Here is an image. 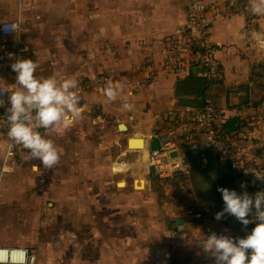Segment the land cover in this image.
Here are the masks:
<instances>
[{
	"label": "crops",
	"instance_id": "crops-1",
	"mask_svg": "<svg viewBox=\"0 0 264 264\" xmlns=\"http://www.w3.org/2000/svg\"><path fill=\"white\" fill-rule=\"evenodd\" d=\"M205 2L209 4L212 0ZM185 12V0H0V23L14 22L20 25L17 39H0V87L8 90L9 97L13 90L11 86L16 82V73L11 69V65L18 57L16 41L20 47L27 49L25 59H31L39 64L34 74L37 78L54 75L57 79L73 77L77 80L78 86L87 87L94 76L109 78L113 75L114 78L120 77L121 80H136L138 83L136 86L121 84L117 87L119 80L110 79L117 91L114 101L121 105L119 108L116 107L117 104H110L111 101L107 99L104 91H88L81 98L83 112L79 120H86L87 116L95 113L91 126L93 124L102 128L111 124L116 139H120L121 134L125 135L126 151L130 154L125 153V150L122 153L118 150L117 155H121L120 158L126 165L130 161L135 163V156L138 158L144 156L148 159L153 141H160L168 133L161 127L162 121H167L171 130L176 132L180 123L191 121L208 99L212 100L220 121L225 120V124H221L232 141H237L239 135L243 136L244 140L252 142L254 138L262 137L264 35L261 36L260 42H255L252 33L264 32L259 30L255 23L242 17L216 24L215 31L220 46L216 49L215 68L223 77L208 87L206 83L208 69L197 66L189 54L184 56L181 75L165 73L164 70L167 58L175 52V33L185 23ZM241 36L244 38L241 39ZM252 45L256 46V50L252 49ZM100 57L104 58L105 64L99 60ZM200 69L203 70V74ZM153 70H158V73L147 80L144 77L145 73ZM194 70L196 75L193 76ZM191 80L203 81L202 89L198 90L199 83L196 85V91L188 88L187 84ZM129 87L128 96L131 98L127 96ZM8 97L1 112L5 113V108L10 107ZM124 101L132 106L131 110L123 108ZM112 111H115L116 115L108 119L111 117L106 116V113L110 114ZM97 119H101V126L95 124ZM257 119L260 120L259 123ZM85 123L86 121L84 125ZM242 124L246 125L247 130L241 129ZM75 125L77 121L68 128L71 130ZM120 125L127 127L126 133L118 131ZM260 126L263 129H259ZM68 128L65 131L69 130ZM82 128L89 130L90 125L87 129L86 126ZM111 128H103L106 130L103 131L106 139V133ZM38 131L45 135L44 129ZM7 132L8 130H0V135L5 138L8 146L10 141ZM135 138L144 142L143 150L130 148ZM196 139L202 145V138L198 133L193 134L188 140L177 138V143L181 147L187 144L188 148L197 141ZM256 144L258 148L264 150L263 144ZM17 149L22 151L20 146ZM117 149L114 147L113 151L116 152ZM21 151L12 162L17 163L20 159H25ZM259 159L264 162V155ZM203 163H206L205 159ZM8 168L5 176L21 171L10 164ZM146 171V177L142 178L146 182L145 191L153 197L149 200L153 207L155 203L163 205L161 209L164 210L162 211L166 218V231L171 237V243L179 240V243H175L177 247L180 246L179 253H183L187 258L190 255L192 260L193 258L195 260L194 264H214V257L203 251L202 242L209 235L217 233L218 224H225L221 220H216L212 213L200 209L195 190L202 189L203 184L199 182L194 187L192 170L187 177L171 180H160L151 171ZM164 182L172 184L171 191L164 187ZM207 200L209 201V198ZM168 207H171L172 211H168ZM178 220L182 221V231L179 230ZM90 236L95 238L92 232ZM88 243L90 248L88 251L93 255L87 259V264L105 262L108 264L114 260L116 264H125L124 258L114 256L117 253L112 251L108 243H104L102 247L95 245L92 240ZM125 244L128 249L131 248L128 243ZM134 247L136 246L133 245L130 249L134 250L133 254L137 253L134 254L133 264H141L146 259L144 255L141 256L143 246ZM160 252V249H157L156 253ZM192 252L196 254L193 256ZM163 264L172 262L168 260Z\"/></svg>",
	"mask_w": 264,
	"mask_h": 264
},
{
	"label": "rangeland",
	"instance_id": "rangeland-1",
	"mask_svg": "<svg viewBox=\"0 0 264 264\" xmlns=\"http://www.w3.org/2000/svg\"><path fill=\"white\" fill-rule=\"evenodd\" d=\"M252 49L256 50V46L252 45ZM200 72L203 74V70L200 69ZM109 78L119 80L117 87L121 84L137 85L133 79L121 80L113 75ZM202 85L198 84L199 91ZM129 91L130 87L128 94H122L128 96ZM111 103L117 104L115 101ZM120 106L117 104L116 107ZM94 115L87 116L86 120L78 119L73 129L68 128L60 135L51 132L44 135L61 150L59 163L53 168H45L39 160L34 159L29 160L34 164V170L33 167L23 168L2 177L0 246L33 249L38 256L37 264H87V259L93 255L88 251L90 240L99 247L108 243L117 253L114 256L124 258L125 264L135 263L134 254L137 253L130 251L133 245L136 246L134 248L143 246L141 256L144 255L146 259L141 264H163L168 260L172 264H194V258L192 260L190 255L187 258L179 253L180 246L171 243L166 231L164 210L161 209L163 205L158 203L157 206L155 203L153 207L149 202L153 197L148 192L133 188L134 180L146 177L148 169L143 166L148 163L147 159L135 156L136 162L130 161L127 166L121 155H117L118 150L128 153L125 135L121 134L120 139H116L111 124L102 128L91 126ZM107 115L111 117L108 119H112L116 114L112 111ZM220 122L225 124V120ZM257 122L260 120L257 119ZM88 125L89 130L82 128L86 126L87 129ZM105 127L111 128L106 133L107 139L103 136ZM258 128L263 129L261 126ZM241 129L247 130L246 125L242 124ZM253 140V143L264 145V129L263 136ZM113 146L118 148L116 152ZM8 149L9 144L7 146L5 138L0 135V178ZM20 151L16 149V154ZM25 151H21L24 158ZM118 166L122 168L117 169ZM121 182H126L124 188L118 186ZM171 186V183L164 182L168 191H171ZM213 197L215 208H219L220 198L216 195ZM94 214L98 216L96 219ZM91 232L94 239L90 236ZM125 243L131 248L128 249ZM157 249L161 251L159 254L156 253ZM192 253L193 256L196 254ZM108 264H116V261H109Z\"/></svg>",
	"mask_w": 264,
	"mask_h": 264
},
{
	"label": "built area",
	"instance_id": "built-area-1",
	"mask_svg": "<svg viewBox=\"0 0 264 264\" xmlns=\"http://www.w3.org/2000/svg\"><path fill=\"white\" fill-rule=\"evenodd\" d=\"M186 12L185 23L176 31V48L173 55L167 58L165 73H183V60L186 54L192 56L197 66L208 69L206 83L209 87L222 79V74L215 68L216 49L220 46L215 31L216 24L227 20L247 18L264 32V16H254L248 9L249 0H212L206 3L205 0H185ZM20 25L14 22L0 23V39L18 38ZM255 42H260L254 40ZM18 52L17 60L27 57V49L20 47L18 41L15 43ZM158 73V70L146 72L144 77L149 80ZM108 77L94 76L89 81V86H77L74 89L82 98L88 91L103 92ZM112 82V81H111ZM113 83V82H112ZM138 84V83H137ZM8 97V90L0 87V101L5 105ZM0 118L5 117L1 112ZM161 127L168 133L159 141L158 150H150L147 156L146 167L160 180H171L177 177H187L192 170V164L186 154L187 144L181 147L178 139L188 140L193 134L198 133L202 138L203 147L217 153L222 162L230 165L237 184L243 191H247L253 198L258 192L264 191V162L257 156V144L243 139L239 135L237 141H232L226 134L224 126L216 116L212 100L208 99L204 107L195 114L191 121L181 122L176 132L172 131L167 121L161 122ZM0 130H8L6 122L0 121ZM10 143V142H9ZM18 146L10 147L2 169V177L9 171V164L16 155ZM11 153V154H10ZM176 156L173 157L172 155ZM8 168V170H7ZM129 169V167H126ZM218 193H220L218 191ZM264 205H262L263 208ZM216 235L238 237L230 228L218 224ZM174 237V232L171 233ZM175 243H179L176 240ZM5 251L6 260L0 264H37L38 256L33 250L23 247L0 246V254Z\"/></svg>",
	"mask_w": 264,
	"mask_h": 264
},
{
	"label": "clouds",
	"instance_id": "clouds-1",
	"mask_svg": "<svg viewBox=\"0 0 264 264\" xmlns=\"http://www.w3.org/2000/svg\"><path fill=\"white\" fill-rule=\"evenodd\" d=\"M249 5L248 11L252 15L264 16V0H249ZM262 35L253 32L252 39L259 41ZM38 67L39 64L31 59H19L11 65L16 82L8 97L10 107L5 108V117L0 121L8 125L10 147L20 146L26 150V160H39L45 168H53L59 163L61 150L38 129H44L45 135L50 132L60 135L81 117L83 107L74 90L78 86L75 78L57 79L55 75L37 78L34 74ZM103 91L109 101L116 99L117 91L111 81ZM0 107H4L2 101ZM131 107L127 102L123 104L126 110ZM218 191L224 208L216 213V220L227 214L235 217L245 229L254 221L259 223L244 238L218 237L213 233L202 242L203 251L214 257V264H264V191L256 193L254 198L247 191L241 194L227 188ZM253 209L255 218L250 220L247 217Z\"/></svg>",
	"mask_w": 264,
	"mask_h": 264
},
{
	"label": "trees",
	"instance_id": "trees-1",
	"mask_svg": "<svg viewBox=\"0 0 264 264\" xmlns=\"http://www.w3.org/2000/svg\"><path fill=\"white\" fill-rule=\"evenodd\" d=\"M196 140L197 141L194 142L193 145H189L187 148L188 158L192 163L191 176L193 185L195 187V184L199 182L203 184L202 189L197 188L195 190L196 199L200 209L202 208L216 216V213L223 211L224 208L223 200L221 199L222 197L220 198L221 194L217 192L218 188L235 190L238 194H241L244 191L237 184L236 177L230 165L226 162H222L215 151L205 149V147L203 148L198 139ZM262 149L263 148L259 149L257 152L259 158L261 155H264V150ZM204 159L206 160V163H203ZM214 195L221 199L219 208H215V201H213ZM207 198H209V201ZM247 218L254 220L255 209H253L252 213ZM220 220L228 228L234 231L239 238H244L247 234H250L252 229L256 226V223H259L258 221H254L247 225V228L245 229L235 217L227 214H225Z\"/></svg>",
	"mask_w": 264,
	"mask_h": 264
},
{
	"label": "bare ground",
	"instance_id": "bare-ground-1",
	"mask_svg": "<svg viewBox=\"0 0 264 264\" xmlns=\"http://www.w3.org/2000/svg\"><path fill=\"white\" fill-rule=\"evenodd\" d=\"M99 60L102 62V64H105V60L103 57H100ZM112 80H113V78H112ZM130 148L132 150H143L144 149V142L139 138H135V140H132ZM10 165L13 168L23 169V168L33 167L34 164L29 160L20 159L17 163L11 162ZM121 168L122 167H120V166L117 167V169H121ZM133 185H134V188L136 191H145V189H146V182L142 179H136L134 181ZM125 186H126V184L124 182H121V184L119 185L120 188H124ZM168 211H172V208L168 207ZM96 217L97 216H95L94 218H96ZM5 260H6V254H5V251H3L0 254V261L4 262Z\"/></svg>",
	"mask_w": 264,
	"mask_h": 264
},
{
	"label": "water",
	"instance_id": "water-1",
	"mask_svg": "<svg viewBox=\"0 0 264 264\" xmlns=\"http://www.w3.org/2000/svg\"><path fill=\"white\" fill-rule=\"evenodd\" d=\"M192 75H193V76L196 75L195 70L192 72ZM198 83H203V81H200V80H191V81L188 82L187 87L190 88L192 91H196V85H197ZM95 124H98V125L101 126V125H102L101 119H97V120L95 121ZM118 131H119L120 133H126V132H127V127H126L125 125H120L119 128H118ZM130 147H131V145H130ZM152 149H153V150H158V149H159V141H158V140H154V141H153ZM172 156L175 157L176 155L173 154ZM119 185H120V184H119ZM119 185H118V186H119ZM95 216H97V214H94V215H93V217H95ZM97 217H98V216H97ZM177 224H178V226H179V230L182 231V230H183V227L181 226V225H182V221H181V220H178V221H177Z\"/></svg>",
	"mask_w": 264,
	"mask_h": 264
},
{
	"label": "flooded vegetation",
	"instance_id": "flooded-vegetation-1",
	"mask_svg": "<svg viewBox=\"0 0 264 264\" xmlns=\"http://www.w3.org/2000/svg\"><path fill=\"white\" fill-rule=\"evenodd\" d=\"M50 206L52 207V204Z\"/></svg>",
	"mask_w": 264,
	"mask_h": 264
}]
</instances>
